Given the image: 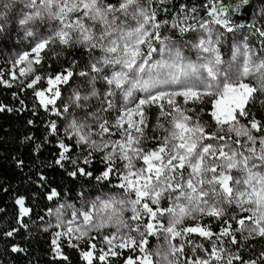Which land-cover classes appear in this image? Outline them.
Returning a JSON list of instances; mask_svg holds the SVG:
<instances>
[{
  "label": "snow or ice",
  "instance_id": "obj_1",
  "mask_svg": "<svg viewBox=\"0 0 264 264\" xmlns=\"http://www.w3.org/2000/svg\"><path fill=\"white\" fill-rule=\"evenodd\" d=\"M171 2L0 0V38L11 39L8 25L13 20L32 41L30 49L12 61L18 75L12 72L11 80L19 81L21 91L32 89L46 112L67 118L71 115L69 104L61 110L57 103L62 100V87L77 75L85 78L81 81L83 92L78 87L69 98L85 119L72 116L65 133L74 139L75 146L89 149L83 158L85 165L92 162L93 152L105 153V170L97 181L108 180L110 175L119 177L115 185L122 190L119 197H97L79 209L62 205L72 209L71 219L57 210L55 227L63 231L56 232L51 243L55 254L64 260L67 256L61 250V237L88 244V249L81 251L86 264H116L117 259H122V264H264V251L258 259L246 260L224 247L225 243L236 245L238 253L250 240L264 239V121L251 111L255 103L264 106V24L257 21L248 26L249 35L261 38L259 54L245 36L233 43L231 60L225 61L223 37L226 33L235 35L237 27L230 14H238L251 0H238L235 5L210 0L204 5L207 19L198 15L196 6L181 3L171 19H159L161 13L170 11L167 5ZM255 12L264 20V4ZM171 33H179L181 40H175ZM189 33L194 38L183 40ZM57 43L67 48L83 47L89 54L90 71L75 73L73 61V67L55 75L39 74L38 66L45 59L42 53ZM184 49L194 52L196 59L186 56ZM42 82L46 87H39ZM98 82L103 83V92L97 89ZM0 84L12 87L6 79H0ZM137 92L144 95L137 96ZM118 94L122 98L119 106ZM178 97L183 98L182 103ZM93 99L97 104L90 103ZM189 103L210 104L215 131H206L209 125L201 122L199 114L195 119L188 114L195 112L184 107ZM153 106L159 109L153 130L163 129L162 136L148 134ZM6 110L12 111L0 105V112ZM203 111L201 108L200 113ZM113 112L114 120L104 115ZM161 117L169 127L160 122ZM58 131L52 122L50 134ZM117 133L119 139L113 140ZM93 135H107V139L98 142ZM149 140L156 142L154 147H147ZM58 147L61 151L56 164L63 167V162L69 161L77 166L70 176L92 175L71 158V145L61 140ZM117 160L122 169L116 167ZM58 195L52 189L48 199ZM16 204L20 218L28 214L23 197L17 198ZM233 206L246 214L231 217L236 227L224 220L226 226L215 233L198 222L202 216L220 220ZM126 212L131 215L126 217ZM189 219L197 223L182 226ZM106 228L114 231L102 235L105 247L97 251L92 242L96 236L90 233L100 234ZM195 237L208 241L211 248ZM149 238L162 239L163 244L152 251ZM12 251L22 249L13 246Z\"/></svg>",
  "mask_w": 264,
  "mask_h": 264
},
{
  "label": "trees",
  "instance_id": "obj_2",
  "mask_svg": "<svg viewBox=\"0 0 264 264\" xmlns=\"http://www.w3.org/2000/svg\"><path fill=\"white\" fill-rule=\"evenodd\" d=\"M111 2L115 3L117 0ZM237 2L238 0H223L225 5H235ZM181 3L189 7L196 6L198 15L204 18L206 16L204 5L210 4V0H172L171 4L167 5L170 11L161 13L159 19H171L172 13L179 10ZM261 4H264V0H251L250 5L245 6L238 14L231 13L233 24L248 27L254 20L255 9ZM173 34L181 39L179 33ZM1 47L3 48L4 45L1 44ZM42 55L45 59L42 65L38 66V73L42 76L55 75L65 68L73 67V61H76L73 67L75 73L86 70L89 65V54L83 47L67 48L54 44ZM0 74H2L0 79H9L8 58L1 50ZM77 77L78 75L75 76ZM75 78L62 87V92L75 86ZM45 85L46 82H42L39 87ZM21 87L17 83L12 84V87L0 84V105L12 109V111L0 112V264H86L81 258V251L87 250L88 244L77 243L75 240L69 242L67 237H61V250L63 255L67 256V260L57 256L53 251L51 241L57 231L51 225L52 212L56 206L65 201L80 203L84 198L117 188L115 185L118 184L119 177L110 175L108 180L97 181L96 177L105 170L103 156L99 152H93L92 162L85 165L83 158L88 155L89 149L75 146L74 139H70L65 133L67 118L46 112L39 107L32 89L25 88L21 91ZM13 93L16 95L14 96ZM190 106L200 115L201 122H207L209 125L206 131H215V123L209 116L210 104L190 103ZM60 108L62 110L63 106L60 105ZM201 108L204 109L202 113H200ZM251 111L255 113L257 119L264 121V106L255 103L251 106ZM158 113L157 107L150 109L148 130H152L154 136L165 134L163 129L153 130ZM29 121L33 123L29 124ZM52 122H55L59 129L56 135L50 134ZM160 122L165 127L169 125L162 117ZM61 140L72 146L71 158L78 161L79 167L91 172V176L80 174L70 176L69 173L75 171L77 166L69 161H64L63 167L56 164L61 151L58 142ZM155 143L150 140L152 147ZM52 189H55L59 195L49 200L48 196ZM19 197L24 198L25 206L29 209L28 214L22 218H20L19 205L16 204ZM237 214H239L237 218L246 215L233 206L220 220L209 216H202L199 220L201 225H208L213 232L219 233L221 227L226 226L223 224L224 220H229L233 227H236L231 217ZM18 219H22V222H18ZM13 229L18 231L11 237L5 236L6 232ZM237 237L239 238V233ZM195 239L203 243L206 248H211V244L203 238L195 237ZM222 239L226 241L228 238ZM70 243L78 246L71 247ZM13 246H18L22 251L13 252ZM224 247L228 252L243 255L246 260L258 259L260 253L264 251V239L257 237L255 240H250L239 249L238 253L236 245L225 243ZM94 264L99 262L94 261ZM116 264H122V259H117ZM233 264L239 262L233 261Z\"/></svg>",
  "mask_w": 264,
  "mask_h": 264
},
{
  "label": "rangeland",
  "instance_id": "obj_3",
  "mask_svg": "<svg viewBox=\"0 0 264 264\" xmlns=\"http://www.w3.org/2000/svg\"><path fill=\"white\" fill-rule=\"evenodd\" d=\"M260 5L257 7L259 8ZM204 19H207V17L205 16ZM259 22L261 24H264V20H259V18L256 16V12L254 13V20L253 22ZM252 22V23H253ZM221 31H223V29H221ZM8 32L11 33V39H7V40H3L2 38H0V50L3 52V54L8 58V63H9V80L12 84L17 83L19 84V81H12L11 80V73L12 72H16L18 75V68H13L12 66V61L17 57L18 53H22L23 51L29 50L31 45H32V41L30 38L25 37L23 30L20 28V26L18 24H16L13 20L9 21V25H8ZM171 35H173V38L175 40H181L179 39L177 36H174L175 34L171 33ZM245 36H248V43L250 46L254 47L257 49L258 54H259V50L261 47L260 44V37L258 36H252L249 35V28L245 27V25H238L236 27V33L235 35L233 34H225V36L223 37V43L221 45V54H222V58L225 61H230L231 60V56H232V45L233 43H239L241 41H243V38ZM194 38V34L189 33L187 34L183 40H191ZM1 44L4 45V47H1ZM58 44V43H57ZM185 55L188 56L191 60H195L196 59V55L194 52L188 50V49H184ZM98 55V53H97ZM156 59H159L158 56L155 57ZM83 71H90L89 65L87 67L86 70ZM85 78L83 77H77L75 78V86H71L67 89H65L64 92H62V100L57 101L58 104H60L61 106H64V104H69L70 107V116H67V120H66V128L68 127L69 121L72 118V116L77 117L78 119H85L83 111H81L79 108H76L75 106H72L70 103L69 98L72 96V93L79 87L81 89V91L83 92V87L81 85V81L84 80ZM25 83H27V81H25ZM43 87H46L43 86ZM42 87V88H43ZM97 89L100 92H103L105 90V87L103 85L102 82H98L96 85ZM135 95L137 96H142L144 95L143 93H135ZM178 102L182 103L183 98L182 97H178L177 98ZM92 105L97 104V101L95 99H93L90 102ZM122 103V98H119V94H118V98H117V106H119ZM155 107V106H153ZM184 107L186 108H192L190 106V103L188 105H184ZM84 111H87V109H85ZM189 115H192L193 118L195 119L196 115L198 114L196 111L195 112H190L188 113ZM105 117L110 119V120H114L115 119V112L111 113V115L109 113H104ZM200 116V115H199ZM201 120V118H200ZM88 122L91 123V118H88ZM246 122V121H245ZM169 127L166 126V128ZM216 130V127H215ZM148 134L150 136H154V134L152 133V130H148ZM94 140L100 142L103 139H107V135H105L104 137H101L99 135H93L92 137ZM113 140L115 139H119V134L117 133L116 135H113L111 137ZM213 143H216L215 141H212ZM147 147H152V145H150V140L147 143ZM107 151V150H106ZM99 152V151H96ZM102 156L105 155L104 152H99ZM116 167L121 168L122 169V162L120 161H116ZM122 194V190L119 188H115L112 190H107L105 193L103 194H99L97 196H89L87 198H84L80 201V203H75L73 201H65L63 202L61 205H58L54 208L53 212H52V227L54 228L55 231H63V229L61 228H56L55 225L57 223V218H56V214H57V210H61L64 212L65 215V219H71V208H61L62 205H74L77 209H79L81 207V205L83 204L85 207L88 206V204L93 201L96 200L97 197L101 198V199H108L110 197H119ZM20 198V197H19ZM26 207V206H25ZM27 208V207H26ZM28 209V208H27ZM228 211V210H227ZM131 215L130 212H126L125 216H129ZM239 214H237L238 217ZM82 219V218H81ZM200 219V218H199ZM200 223V220L198 221ZM79 223V221H78ZM195 223H197V221L194 220H186L184 225L182 226H189V225H194ZM114 231V229L112 228H106L104 230H102V232L100 234L97 233H90V236H96V239L93 240V243L97 244V251H99V249L101 247H105L102 243V235L103 234H107ZM150 240V238H149ZM77 243H82V244H87L85 241L81 240V241H77L75 240ZM150 250L155 251L158 247V245H162L163 244V240L162 239H157V238H153V240H150ZM154 241V244H153ZM199 255H204L203 252L198 253ZM188 255H191V252L189 250ZM154 259H157L156 257H154Z\"/></svg>",
  "mask_w": 264,
  "mask_h": 264
}]
</instances>
